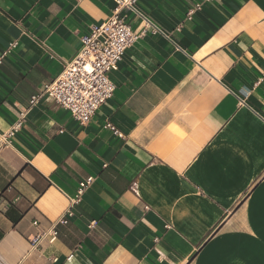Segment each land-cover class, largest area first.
Instances as JSON below:
<instances>
[{"label": "crops", "instance_id": "1", "mask_svg": "<svg viewBox=\"0 0 264 264\" xmlns=\"http://www.w3.org/2000/svg\"><path fill=\"white\" fill-rule=\"evenodd\" d=\"M137 4L168 38L126 50L111 99L81 126L29 99L113 0H0V134L27 110L0 147L6 264H264V0ZM86 180L56 239L31 250Z\"/></svg>", "mask_w": 264, "mask_h": 264}, {"label": "built area", "instance_id": "2", "mask_svg": "<svg viewBox=\"0 0 264 264\" xmlns=\"http://www.w3.org/2000/svg\"><path fill=\"white\" fill-rule=\"evenodd\" d=\"M212 0H203L211 2ZM138 0H113L115 9L111 16L80 38L81 48L67 63L61 73L50 83L44 85L38 94L32 96L30 107L37 105L42 98H49L63 110H67L79 125L84 126L94 114L111 99L115 86L108 79V74L118 68L123 54L137 42L138 38L150 32L161 34L168 38L158 26L150 21L138 9ZM201 5H196L198 9ZM124 14H131L139 20L140 26L133 30L124 21ZM191 13H188V17ZM14 45V44H13ZM27 110L20 112L18 120L4 134H0V147H10L11 137L18 132L26 122ZM114 135L125 138L110 122L105 124ZM90 180L79 183L77 193L70 200L68 210L46 232L39 233L29 239L31 250L43 242H53L57 237L56 225H65L73 215L71 206L75 205L84 194ZM36 225V222L33 223ZM0 264H6L0 258Z\"/></svg>", "mask_w": 264, "mask_h": 264}]
</instances>
